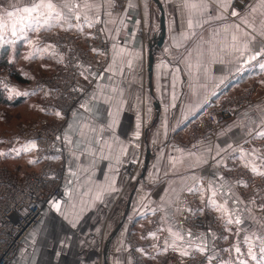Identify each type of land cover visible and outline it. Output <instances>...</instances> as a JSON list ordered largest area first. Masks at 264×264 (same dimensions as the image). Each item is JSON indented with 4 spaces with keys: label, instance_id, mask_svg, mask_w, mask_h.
Here are the masks:
<instances>
[{
    "label": "crops",
    "instance_id": "0c3cea01",
    "mask_svg": "<svg viewBox=\"0 0 264 264\" xmlns=\"http://www.w3.org/2000/svg\"><path fill=\"white\" fill-rule=\"evenodd\" d=\"M159 1L165 12V36L154 51L150 79V47L160 31V10L153 0H104L98 14H88L91 27L81 20L82 31L53 22L50 28L34 25L20 31L18 27L16 35L11 24L19 18H8L5 12L15 10L11 3L24 6L27 0H0V25H9L0 27V39L17 43L29 37L30 62L39 61L41 70H58L65 64L67 46L56 51L51 41L42 42L55 28L85 47L98 27L108 44L107 53L93 50L100 59L106 56L103 70L92 71L85 65L95 79L80 77V97L57 138L66 156L62 192L45 207L12 264H105V259L107 264H190L207 253L227 256L229 249L236 257L233 246L246 253L245 236L259 253V236L264 233V204L258 199L264 197L260 183L264 182L260 174L264 173V138L253 136L264 130V99L238 112L212 139H196L186 146L172 144V139L176 132L188 136V127L217 103L221 89L234 90L264 71L259 66L264 57L245 60L233 50L235 30L229 27L246 17L252 27H241L252 33L257 44L264 41L259 35L264 8L260 0H252L246 12L232 16L236 0H229L227 10L215 0H204L207 7L193 16L195 35L184 41L189 16L185 0ZM219 15L225 19L213 18ZM196 21L200 27H195ZM21 68L16 69L22 76L31 75ZM51 114L62 118L57 112ZM246 141L254 143L251 148L242 147ZM148 148L150 162L140 179L138 169ZM129 166L137 168L135 176L126 173ZM236 166L246 172L245 177H238ZM133 190L129 213L105 258L106 241ZM217 205H224L229 215L235 212L233 221L238 216L242 223H227L228 216L217 211ZM169 228L184 240L176 239ZM198 238L207 245L204 253L197 249ZM190 240L196 242L190 245ZM184 251L189 255H182ZM227 259L224 263L230 264Z\"/></svg>",
    "mask_w": 264,
    "mask_h": 264
},
{
    "label": "rangeland",
    "instance_id": "374dc122",
    "mask_svg": "<svg viewBox=\"0 0 264 264\" xmlns=\"http://www.w3.org/2000/svg\"><path fill=\"white\" fill-rule=\"evenodd\" d=\"M235 3L236 12L239 14L241 12H246L250 8L252 0H236ZM58 30L60 29L55 28L54 31L52 30L53 32L48 34L49 39H42V42L51 41L52 45L50 46L56 51L60 50V44L58 42L61 40H59L58 37H61L64 42L66 39H72L74 40V43L76 42L74 36L67 32H61ZM40 39L41 38L37 40ZM13 41L14 39L11 38L0 39V69L3 67H8L10 68L11 73L9 79L11 81L10 83H2L0 81V92L1 95L9 99L11 103L17 99H22V101L19 104H0V169L8 170L16 177L24 179L28 175L39 173L45 165L44 161L37 160V153L35 152L34 148L29 151H23L25 146H29L31 142H34V135L30 134L28 129L35 127L36 125L38 126L39 124H43L45 129H50L59 126L63 122V117L61 119H59L57 116L51 118V113H56V110L50 108V105L57 103V99L54 96H51V94L55 92V89L58 90L63 87L62 75H64L66 78L70 76L68 73H66L67 71L64 70L63 63L61 68L58 70L46 71L41 70V64L39 61L35 63L30 62L32 57L30 59L26 58L30 56V47L28 45L31 41L29 37L23 38L17 43H13ZM96 43H98V41H91V43L89 45L87 44L85 47L78 44V55L90 58L91 63H94V65L97 63L103 64L106 56L104 57V55H101L102 57L100 59L98 53L93 51L95 49L94 45H96ZM38 47L40 48V45ZM107 52L108 50H106V53ZM26 53L28 54L26 55ZM10 60L12 64L9 62ZM18 65L22 67V71L25 72L27 70L32 76L30 74H28L30 76H22L19 70L16 69ZM263 72L260 74L256 73L254 76L249 77L247 79L248 82L246 80L242 81L241 85L236 87V89L231 91L228 90L224 94H221L217 100V103H215L210 108L209 112L204 117L194 122L193 125L188 127V136L183 137L180 136L178 132H176V134L173 136L172 144L174 142H182V146H186L190 142L196 141V139L194 140L193 134L197 133L199 134L197 137H200V134H205L206 131H209V128H206L209 115L212 113V111L222 107V105L226 106L227 104L236 103V105L243 104L244 106L242 105L243 107L238 109V111L233 112V114L223 117V124L220 129L227 125L233 119V117L237 115L238 112L242 113L249 109L254 103L264 99ZM17 76H20L21 78L19 79ZM39 86H41V88ZM13 89L15 91H12ZM17 92L20 93V95H17ZM24 93H27V95H24ZM59 115L61 114L59 113ZM217 130H214L212 136H208L206 138L201 136V138L208 140L212 139ZM252 144L254 143H249L246 141L243 143L242 147L251 148ZM17 150H20L19 155H17ZM30 161L34 162L30 163ZM55 165L60 166L58 161L55 163ZM136 169L137 168L135 166H129L127 167L126 173L135 176L137 173ZM142 169L143 166L142 168L139 167L138 172H140ZM236 174L238 177L246 176V172L243 169H238ZM260 183L264 186V182ZM259 193L260 191L257 192V194ZM258 199L261 200V204H264L262 202L264 197L260 198L259 196ZM130 245L134 246V240L130 239ZM226 257L229 258L227 260L231 261L230 264H232L233 260L231 251H228ZM241 259L246 260L247 264H258V261H253L248 256L241 257ZM194 261L196 260L194 259L191 261V263Z\"/></svg>",
    "mask_w": 264,
    "mask_h": 264
},
{
    "label": "built area",
    "instance_id": "2783aa9c",
    "mask_svg": "<svg viewBox=\"0 0 264 264\" xmlns=\"http://www.w3.org/2000/svg\"><path fill=\"white\" fill-rule=\"evenodd\" d=\"M91 36L92 41H98L94 45L95 50L106 53L108 49L107 41L98 27H94ZM58 38L61 40L58 42L60 50L67 46L64 70L67 71L66 73L70 77L66 78L62 75L63 87L58 90L55 89V92L51 94L57 99V103L50 105V108L59 112L64 120L54 128L45 129L43 124H39L28 129L29 133L34 135L33 140L36 145L34 149L37 153V160L45 162L39 173L20 179L10 171L0 169V264H12L20 249L26 243L29 232L43 217L45 207L62 192L66 175V156L62 144L58 143V135L80 97L78 91L80 77L89 76L90 79H95L94 76L92 77V72L85 65L87 64L92 71L99 72L103 70V64L97 63L94 65V63H91L90 58L78 55V47L72 39H66L64 42L61 37ZM10 74V68H1L0 81L10 83ZM39 87L41 88V86ZM222 92L225 91L221 89L219 93L222 94ZM242 105L231 103L226 106L222 105L219 109L212 111L206 127L209 128V131L200 134V137H197L199 135L197 133L193 134L194 140L201 138V136H204V138L212 136L214 130L221 128L223 117L238 111L244 106ZM174 143L177 145L182 144V142ZM57 161L60 166L55 165ZM236 168L238 167L236 166ZM194 222L200 224L197 220H194ZM216 247L222 249L221 243H217ZM208 257L210 256L207 253L206 256L195 259L196 261L190 264H222L227 258L222 252L215 254L214 258L210 260L211 262H208ZM232 260V264H237L235 256H232Z\"/></svg>",
    "mask_w": 264,
    "mask_h": 264
},
{
    "label": "snow or ice",
    "instance_id": "6c2138e0",
    "mask_svg": "<svg viewBox=\"0 0 264 264\" xmlns=\"http://www.w3.org/2000/svg\"><path fill=\"white\" fill-rule=\"evenodd\" d=\"M219 7L227 10L230 7L229 0H215ZM104 0H27V4L24 6H19L17 3H11L10 7L14 8V11H6L5 15L8 18L18 17V21L16 23L11 24V33L12 35H16L17 29L19 27L20 31H23L24 28L33 29L35 25L37 28L41 26L45 27H52L55 25H59L63 27L64 24H68L69 27L75 26L77 30L82 31L83 28L81 26V20L85 23H88V26H92V22L89 21V13L96 12L98 14L99 9L103 8ZM261 8H264V0H260ZM183 7L189 10V16L187 20V31L182 33V39L184 41H188L191 39L192 36L195 35L193 31L194 23H193V16L199 14V10L206 8L207 5L204 3V0H185ZM252 11L255 12L256 8L253 7ZM232 16H237L238 13L233 10L231 12ZM264 16V12L261 13ZM214 19H225L223 15H219L213 17ZM75 20L76 24L73 25L72 21ZM43 22V24H42ZM54 22V23H53ZM248 25V21L246 17L241 18L240 24H233L229 27L233 28L235 31L232 35L233 50L239 52L241 58L245 60L257 61L258 57H264V41H260L258 44L255 40V37L252 35L251 32L243 29L241 25ZM201 24L199 21H196L195 27H200ZM2 28H8L9 25L7 23L0 25ZM248 27H252V25H248ZM228 31V28L225 29ZM253 31L255 29L253 28ZM259 35L264 36V20L261 22V30ZM178 47L181 45H177ZM95 51V49H94ZM247 54V55H245ZM30 59L31 57H26ZM129 66H131V62L129 61ZM261 69H264V62L259 63ZM12 91H15L14 89ZM20 95V93H16ZM27 95V93H24ZM175 99V96H173ZM59 115V113H57ZM261 125H264V119L261 120ZM251 134V133H250ZM257 137L264 138V130L259 131L253 136V139ZM36 145L34 142H31L29 146H25L23 151H29L35 148ZM20 150H17V155H19ZM34 161H30L33 163ZM253 172H256L257 169L255 167L252 168ZM264 175V173H260ZM223 187V186H222ZM212 195L215 196L216 192L213 191ZM227 195V193H224ZM99 198V196L97 197ZM210 203H214V201L210 200ZM55 207L59 209V204H56ZM217 211L223 212L226 216H228L227 223L231 224L235 222L236 224H241L242 219L240 217H236L235 221H233V216H236L235 212H232L229 215V210L224 207V205H217ZM264 228V224L261 225ZM168 231L170 234L176 237V239L183 241L184 236L181 235L179 232H172V229L169 228ZM155 236V233L152 234ZM188 236H193L191 232L187 234ZM256 236V233L252 234ZM200 240V244L197 245L198 251L204 253L207 250V245L204 242L203 238H198ZM245 242L248 243V248L246 253L241 252V248L239 246H233L235 249L236 257H237V264H247V261L241 259L243 255H247L253 261H258V264H264V233H261L259 236V258L257 256L256 251L254 250L255 245L252 243L248 236H245ZM195 240H190L188 243L190 245L194 244ZM175 248V244L172 245ZM167 250V249H165ZM228 251H231L230 249ZM182 255H189L187 251L181 253ZM214 258L213 256L208 257L209 262Z\"/></svg>",
    "mask_w": 264,
    "mask_h": 264
},
{
    "label": "water",
    "instance_id": "95a60500",
    "mask_svg": "<svg viewBox=\"0 0 264 264\" xmlns=\"http://www.w3.org/2000/svg\"><path fill=\"white\" fill-rule=\"evenodd\" d=\"M153 1H154V3L157 5V7L160 10V31L158 33V36L155 39L156 40L155 43L150 47L149 65H148V71H149V78L150 79L152 77V65H153V60H154V51H155V49L158 46H161V44H162V42L164 40V36H165V12H164V9H163L162 4L160 3L159 0H153ZM150 157H151V150H150V148H148L147 149V153H146L145 162H144V165H143V169H142V172H141L140 179H142V177L144 176V174L146 172V169H147L148 164L150 162ZM134 192H135V190H133L131 192V194H130L129 200H128L127 205H126V209L124 211V214H123L120 222L115 227V229L112 231V233L109 235V237H108V239L106 241V244H105V247H104V252H103L105 258H106V255H107V248H108V245H109L110 241L116 236L118 231L121 229L122 225L125 222V219H126L128 213H129L130 205H131V202H132V198H133ZM44 211H45V209H44ZM105 264H107L106 259H105Z\"/></svg>",
    "mask_w": 264,
    "mask_h": 264
},
{
    "label": "trees",
    "instance_id": "16d2710c",
    "mask_svg": "<svg viewBox=\"0 0 264 264\" xmlns=\"http://www.w3.org/2000/svg\"><path fill=\"white\" fill-rule=\"evenodd\" d=\"M6 64V63H5ZM9 64V63H7ZM19 79L21 78L20 76H17ZM22 101V99H17L16 101L12 102L13 104H19ZM1 103H9L12 104L11 101L9 99H7L6 97H4L3 95H1L0 92V104Z\"/></svg>",
    "mask_w": 264,
    "mask_h": 264
}]
</instances>
